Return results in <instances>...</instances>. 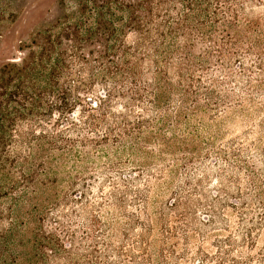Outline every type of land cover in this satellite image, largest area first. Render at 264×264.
Wrapping results in <instances>:
<instances>
[{"label": "trees", "instance_id": "obj_1", "mask_svg": "<svg viewBox=\"0 0 264 264\" xmlns=\"http://www.w3.org/2000/svg\"><path fill=\"white\" fill-rule=\"evenodd\" d=\"M246 1L79 0L75 12L35 26L28 41H19L21 57L0 71V264H184L189 254L176 240L187 232L181 206L191 182L172 191V202L154 214L162 227L153 255L145 242L153 228L142 220L148 198L141 190L131 200L125 195L147 167L139 164L137 177H120L122 190L110 172L122 174L124 165L110 153L129 146L136 156L159 160L188 150L179 136L181 124L197 117V110L220 108L222 83L214 67L231 77L225 60L250 54L255 68L264 71V29L259 20L242 18ZM25 3L0 0V47ZM239 68L250 82L252 67ZM202 100L206 105L198 107ZM104 157L112 164L100 170L113 196L120 206L138 209L126 212L125 220L131 229L142 226L139 240L126 226L114 234V223L105 222L99 210L85 224L78 222ZM193 162L186 156L179 165L187 178L196 170ZM220 172V178L227 174ZM250 178L261 211L249 213L243 198L232 202L225 189L214 191L207 206L211 216L202 222L210 229L207 238H216L208 247L200 242L199 264H264V240L251 255L264 233V181ZM238 179L227 180L239 185ZM227 212L239 218L243 232L232 228ZM171 214L177 226L164 222ZM241 232V247L250 252L246 259L235 257ZM138 246L139 256L133 252Z\"/></svg>", "mask_w": 264, "mask_h": 264}, {"label": "rangeland", "instance_id": "obj_2", "mask_svg": "<svg viewBox=\"0 0 264 264\" xmlns=\"http://www.w3.org/2000/svg\"><path fill=\"white\" fill-rule=\"evenodd\" d=\"M64 3V4H63ZM79 0H26L25 10L20 15L17 23L11 30L10 37L0 47V71L3 65L12 60H17L21 57L18 52L20 40H27L31 30L35 26H40L42 23L53 20L58 16L66 13L75 12L78 7ZM245 11L242 18L245 20H259L261 28L264 29V1L259 3H245ZM132 41V36L129 38ZM238 56V57H237ZM232 56L225 60V69H231V77L225 76L226 71L215 66L216 74L214 78L219 84V111H196L197 117H192L188 121H184L180 126L179 136L184 140L189 147L188 150H175L173 154L167 152L165 156L159 160H151L136 156L128 149L122 151L119 155L110 153V156L115 162L122 163L123 173L110 172V175L118 180V186L122 189V181L120 177H137L139 164H145V173L138 179L134 189L126 191L128 200H131L132 192L141 190L145 192L148 198V206L146 213L142 215V220L148 221L153 228V234L145 238V242H149V251L153 255L157 251V236L160 234L161 227L154 217V214L159 212L162 205L172 202L174 195L172 191L180 192L187 187V182H191V187L185 196L183 208L184 213L187 212L185 222L187 223L186 235L179 234L176 240L180 251L188 252L189 257L184 260V264H199L200 242H205L208 247L213 243L215 236L212 239L207 238V231L202 221L205 217L211 216L207 206L212 200L214 191L223 190L230 197L232 202H236L239 198L247 203L248 210L261 211L259 199L256 194H251V178L252 176L257 184L264 181V71H259L255 68L253 61L256 59L254 55ZM240 65L247 68L252 67L255 72L248 82V75L241 74ZM224 68V67H223ZM175 72V71H174ZM172 72V74H174ZM222 87V88H221ZM215 101V100H214ZM216 102V101H215ZM202 100L198 103V107L205 106ZM171 136V134L169 135ZM182 144V143H181ZM184 146V145H183ZM181 147V146H180ZM184 148V147H183ZM153 150H159L157 146ZM193 158L196 170H193L191 177H185L179 166L184 157ZM228 159V160H227ZM199 161L203 162L200 164ZM105 163L112 164L104 157L102 162L98 161L95 171V181L87 193L89 197V207L82 212L81 218H78L79 224H85L88 221L90 212L99 210V215L105 222L114 223L113 233H118L123 230V227L131 229L128 221L125 220L126 212L138 213L136 206L128 205L120 206L113 194L116 192L109 183L105 182L104 174L100 167ZM220 170H225L227 174L221 176ZM64 180L67 176L61 175ZM233 176L239 178V185L233 184L227 179ZM202 182V183H201ZM66 186V184H65ZM259 189L262 187L260 185ZM83 192V188L78 189V194ZM114 192V193H113ZM105 198V199H103ZM105 200L109 201V205L104 208ZM104 204V205H103ZM103 205V207H101ZM87 210V211H86ZM232 228L242 230L239 226V218L227 212ZM231 215V216H230ZM170 226H177L178 221L173 214L169 215L164 221ZM249 226V225H248ZM221 228V226H218ZM240 227V229H239ZM243 232V230H242ZM242 232L236 236L238 247L236 258L246 259L250 257V252L241 247ZM144 229L141 225L131 229V236L139 240L144 234ZM225 235H220L224 238ZM119 241L123 240L118 239ZM118 240L116 241L117 244ZM264 233L259 240V249L251 253L252 256L257 255L263 247ZM126 241V246L131 249L129 241ZM171 244L172 241L170 240ZM140 245V244H138ZM134 253L139 256L140 246L133 249ZM263 264V263H254Z\"/></svg>", "mask_w": 264, "mask_h": 264}]
</instances>
